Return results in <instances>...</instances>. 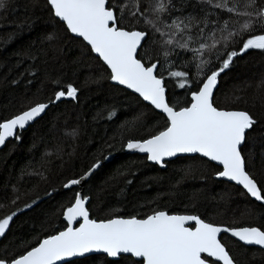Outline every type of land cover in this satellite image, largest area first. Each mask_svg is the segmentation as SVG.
<instances>
[{
	"label": "snow or ice",
	"instance_id": "snow-or-ice-1",
	"mask_svg": "<svg viewBox=\"0 0 264 264\" xmlns=\"http://www.w3.org/2000/svg\"><path fill=\"white\" fill-rule=\"evenodd\" d=\"M46 6L54 23L82 48L81 57L71 64L77 71L87 69L83 83H107L112 102L94 119H103L106 113L111 121L120 106L132 108V115L101 145L104 160L116 151L117 143L160 169L178 160L183 167L168 190L169 199L181 193L184 180L213 176L228 188L238 186L239 195L251 198L245 215L264 212V178L258 179L255 172L259 154L264 173V116L220 107L216 97L221 74L234 65L235 58L249 50L264 53V0H46ZM12 7L13 0H0V20H7L4 14ZM4 27L0 23V29ZM45 39L51 43L59 36L52 31ZM27 56L37 58L31 50ZM49 80L55 87L47 101L0 118V146L22 141L23 132L50 106L79 99L80 87L62 75ZM257 87H264V80ZM176 88L182 92L176 93ZM181 95L183 100L176 98ZM132 132L143 135L135 138ZM72 135L78 131L74 129ZM100 167L98 156L87 171L62 184L73 193L55 214L65 222L62 228L55 219H46L39 228L33 226L34 239L3 243L14 217L39 197L0 218V264H241L233 254L236 242L241 248L264 249L262 227H233L207 218V211L199 214V207L205 206L199 189L188 200L194 214L151 208L157 203L153 199L150 211L142 216L110 213L107 218H93L90 196L74 186L82 188V182ZM135 174L131 169L118 173L126 184L132 183L128 176ZM232 198L226 190L219 201L227 204Z\"/></svg>",
	"mask_w": 264,
	"mask_h": 264
},
{
	"label": "trees",
	"instance_id": "trees-1",
	"mask_svg": "<svg viewBox=\"0 0 264 264\" xmlns=\"http://www.w3.org/2000/svg\"><path fill=\"white\" fill-rule=\"evenodd\" d=\"M13 3L14 7L4 14L7 20H0L5 24L0 29V118L8 117L31 103L47 101L55 87L49 77L62 75L63 80L73 82L81 92L78 100L64 99L50 106L41 119L23 132L22 141L7 143L0 150V205H3L0 218L39 197L35 205L14 217L8 239L3 241L5 245L20 238L34 239L31 235L33 226L39 228L46 219H55L56 225L63 227L62 217L56 219L55 214L62 211L60 206L67 205L73 193L63 189L62 184L69 178H78L98 156L102 162L101 145L113 135L118 124L132 115V108L124 104L111 121L107 120L106 113L105 118L94 119L112 102L107 83L91 86L83 83L87 69L77 71L71 64L81 57L82 48L70 34L61 30L60 24L54 23L46 0H13ZM16 25L21 27L16 28ZM52 31L58 34L59 39L49 43L45 37ZM29 50L36 59L28 58ZM85 63H88L86 58ZM30 72L36 75H30ZM13 80L16 83L13 84ZM261 80H264V53L249 50L238 56L234 65L219 79L216 90L219 106L247 109L257 117L264 116V87H257ZM175 92L181 93L182 90L176 88ZM176 98L184 99L182 95ZM156 123L153 120V124ZM74 129L78 131L75 137L72 135ZM130 135L139 138L143 133L132 132ZM256 139L258 141L259 137ZM115 148L111 155L118 156L101 165L82 188H76L90 196L93 218H107L110 213L124 217L142 216L150 211L148 205L153 199L157 203L151 204V208L166 210L170 214H194L196 210L188 200L193 190L199 189L200 200L205 205L198 209L202 216L207 211V218L217 223L264 229V212L257 211L255 216L244 214L251 199L239 195V188H228L213 176L207 180L188 178L180 186L181 193L169 199L168 190L180 178L179 169L183 167L178 160L160 169L142 161L141 156L123 155L118 143ZM256 148L258 153L259 143ZM104 154H108L107 149ZM256 160L257 178H264L259 154ZM128 169L136 173L128 176L131 184H126L125 177L118 175ZM226 190L233 193V198L224 204L219 201V196ZM46 191H51L52 196H46ZM17 196L16 203H11ZM232 247L241 264H264V250L241 248L238 242ZM0 251H3L2 247Z\"/></svg>",
	"mask_w": 264,
	"mask_h": 264
},
{
	"label": "water",
	"instance_id": "water-1",
	"mask_svg": "<svg viewBox=\"0 0 264 264\" xmlns=\"http://www.w3.org/2000/svg\"><path fill=\"white\" fill-rule=\"evenodd\" d=\"M71 35V34H70ZM94 55V54H93ZM218 86H219V84H218ZM45 114V113H44ZM44 114H42L41 115V117H38L37 119H36V121H38L39 119H41L43 116H44ZM36 121H34L33 123H32V125L36 122ZM8 142H6V144H7ZM6 144L4 145V146H0V150H2L5 146H6ZM138 155V156H141L142 154H139V153H134V152H129V151H127V150H125V149H123V155ZM118 155L117 154H115V155H110L109 156V158L107 159V160H103L102 162H101V165H103V164H106V163H108L109 161H111L112 159H114L115 157H117ZM148 164H151L150 162H147ZM158 167V166H157ZM98 170V169H97ZM96 170V171H97ZM215 179V178H214ZM87 182V181H86ZM86 182H82L83 183V185L86 183ZM75 188H78V189H80L81 188V186H74ZM235 187H237V188H239L238 186H235ZM66 190H68V189H66ZM251 199V198H250ZM258 203V202H257ZM65 223V222H64ZM78 226V225H77ZM233 240L235 239V238H232ZM239 243V242H238ZM245 247H250V248H256V249H260V250H264V249H261V248H259V246H245Z\"/></svg>",
	"mask_w": 264,
	"mask_h": 264
},
{
	"label": "bare ground",
	"instance_id": "bare-ground-1",
	"mask_svg": "<svg viewBox=\"0 0 264 264\" xmlns=\"http://www.w3.org/2000/svg\"><path fill=\"white\" fill-rule=\"evenodd\" d=\"M122 154H120V156H121ZM123 156V155H122Z\"/></svg>",
	"mask_w": 264,
	"mask_h": 264
}]
</instances>
